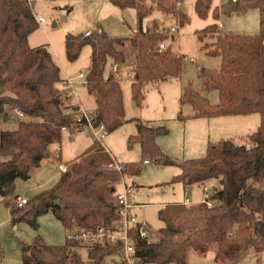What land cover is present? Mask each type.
<instances>
[{"label":"trees","instance_id":"obj_1","mask_svg":"<svg viewBox=\"0 0 264 264\" xmlns=\"http://www.w3.org/2000/svg\"><path fill=\"white\" fill-rule=\"evenodd\" d=\"M111 0L120 9L134 8L138 28L130 37H111L106 32L90 37L69 33L65 39L68 61H76L84 46L90 45L91 65L85 86L94 97L99 123L109 133L125 122L124 96L118 74L107 67L126 65L129 56L122 47L128 42L136 54L131 80L132 99L141 105L146 96L145 85L178 78L183 73L184 55L172 48L160 49L168 40L166 31L145 29L144 19L154 8L164 16H175L183 24L187 15L177 8L179 0ZM213 0H196V12L206 17ZM219 8V7H218ZM218 8L214 10L219 17ZM226 14L259 11L260 30L256 34L219 32L210 25L198 32L210 56H219V69L200 74L203 91L218 93L214 104L189 82L184 86L181 105L191 104L193 117L213 118L228 115L259 114L260 126L244 143L222 138L207 147L205 156L176 162L165 155L157 143L159 136L169 134L165 124L137 122V133L129 144L138 142L144 160L162 159L163 165H178L181 173L171 183L185 186L218 179L221 186L201 203H169L159 209L158 218L164 226L156 240L136 237V250L145 262L154 264H188L190 251L215 252L216 262H239L251 251L264 249V0H239L219 8ZM34 4L23 0H0V119L8 116V108L22 119L15 130L0 129V196L15 193L18 179L30 180L43 160L50 158L51 147L60 144L63 128L75 123L77 107L70 106L69 97L59 87L61 67L46 46L32 48L30 35L39 28ZM166 29V28H165ZM130 71V70H129ZM71 111V113H68ZM179 119H185L182 111ZM54 155L61 159V155ZM115 158L103 143L92 144L76 159L67 163L57 182L27 200L22 207L13 206L14 224L27 222L37 233L32 244L21 242L22 264H120L108 257L116 248L106 245L88 250L84 261L79 244L48 245L40 235L39 217L52 213L65 230L73 225L95 228L117 218L115 184L119 174L109 165ZM132 175L141 173V166L129 163ZM211 192V191H210ZM212 202V206H208ZM4 249L0 243V261Z\"/></svg>","mask_w":264,"mask_h":264},{"label":"rangeland","instance_id":"obj_2","mask_svg":"<svg viewBox=\"0 0 264 264\" xmlns=\"http://www.w3.org/2000/svg\"><path fill=\"white\" fill-rule=\"evenodd\" d=\"M227 2L231 3L230 0H213L207 16L201 17L196 12V0L177 1L178 10L184 11L187 15V19L183 24H180L173 15L169 16L168 19H164L163 13L156 8L144 19L145 29H151L154 32L166 31V34L170 35L168 40L163 41L166 44V49L172 48L185 57L183 73L180 77L159 80L145 85L146 96L141 105H136L132 99L131 80L134 74L132 72L131 77L128 75L129 70L132 71L135 67L136 54L128 42L122 47L131 60L126 65L118 63L120 69L117 77H119L123 90L125 122L117 130L109 133L103 142H98L103 143L118 162L137 163L141 166L140 174L132 175L127 169L124 177L133 187V200L137 204L133 213L139 221L150 226L151 231L155 234L151 237L152 240L157 239V232L164 226V223L158 218V211L165 204L183 203L187 196L192 200V204L199 203L206 198L205 186L209 189V193H212L214 188L220 187L221 184L218 179H210L204 183L195 184L190 190L189 186H185L180 182L171 183L173 177L181 173V168L178 165H163L160 163L161 158L158 161L151 160L150 164H144L140 144L138 142L129 144L128 138L130 135L137 133L138 121L165 124L170 132L168 135L159 136L157 143L162 152L176 162L205 156L208 145L218 142L222 138L216 137L215 131L207 124L209 118L193 117L192 105L189 103L181 105L180 98L184 86L191 82L194 88L208 96L212 103L216 104L219 101L216 91L212 93L203 91V78L200 74L208 69H219L221 58L208 55V49L204 45L213 42L214 37L208 35L204 40H200L198 38L199 31L213 24H217L218 31L223 33L256 34L260 30L259 11L257 9H249L241 14L236 12L226 14L219 8ZM216 8H218V18H215L214 15ZM34 11L37 16L45 17L46 23L39 24V28L30 35V46L32 48L46 46L53 52L61 67V76L74 81L75 93L73 94L68 93V89L63 84L62 89L65 95L72 97L76 94L77 89L78 98L77 96L72 97L73 101L79 104L82 103L86 109L90 110L95 106V100L83 84L85 79L80 78L79 75L81 72L88 74L92 48L90 45L84 46L79 58L74 62H70L65 48L66 36L69 33L85 34L87 31L101 28L111 37H130L138 28L136 10L134 8L122 10L115 6L111 0H36ZM171 27H176L177 31L172 32ZM192 59L196 63H193ZM114 65H108L107 73L114 71ZM199 66L202 68L201 71L198 68ZM61 82L63 83V79ZM180 111L186 117L185 119H179L178 114ZM4 117L0 119V129L2 130H15L22 119L12 108H8L7 120ZM219 117H221L222 129H231L225 135L229 137L225 138L238 134L233 139L239 143H244L247 136L257 130L256 126L258 125L257 122L252 129H247L249 126L245 128L243 122L246 119L252 121L253 118H260L259 114ZM227 119L231 121L225 125L223 121ZM238 128L244 131L236 132ZM245 131L249 134H239ZM93 141L95 140L92 135L84 129L78 131L70 129L69 132H63L62 142L59 145L61 153L57 151V146L51 148L52 153H55L54 155L59 156L58 153L61 155V159L54 155L50 158L47 157L35 170L33 180L18 179L14 195L0 196V243L4 249V258L0 261V264H22L21 242L32 244L37 235L27 222L13 223L11 209L12 206L17 207L16 203L19 197L16 196L30 200L41 191L51 188L62 173L59 164L62 162L68 168L67 163L81 155ZM119 178L115 185L121 188ZM33 183L36 186H33ZM39 223V233L46 244L58 246L66 244V230L52 213L41 215ZM75 250H78L84 261L90 262L86 248L79 245ZM259 253L263 255L264 249L251 251L236 263H217L241 264L251 255H259ZM214 255L215 252L212 250L206 254H199V252L191 250L188 264L210 262L214 259ZM260 257L261 259L258 262L256 261L257 257H254L249 263L264 264V257Z\"/></svg>","mask_w":264,"mask_h":264},{"label":"built area","instance_id":"obj_3","mask_svg":"<svg viewBox=\"0 0 264 264\" xmlns=\"http://www.w3.org/2000/svg\"><path fill=\"white\" fill-rule=\"evenodd\" d=\"M30 4H34L36 0H23ZM232 3H237L239 0H230ZM39 24L46 23V19L43 16H37ZM172 32H176V27H171ZM103 32L101 28L94 29L93 31H87L84 35L87 37L93 35H99ZM160 49L165 50L166 44L160 43ZM196 63L195 60H191ZM199 70L202 68L199 66ZM114 72L119 73L120 66L118 63L114 65ZM130 75V71L128 72ZM86 73L81 72L79 77L84 78L83 84L86 83ZM65 88L68 89V93H75L74 91V81L72 79L63 80ZM70 96V94H68ZM77 110L74 112L75 123L70 127H64L63 132H69L70 129L75 130H87L93 137L94 140L103 142L108 135L106 126L103 123H99L95 107L90 110L86 109L82 103H77L75 105ZM71 113V111H68ZM151 160H144V164H150ZM109 167L119 174V186H115V200L117 203V218L106 225H100L95 228L82 227L73 225L66 228V237L68 241L75 242L86 250H92L96 248H102L106 245L116 248V252L111 254L108 259L109 261L117 260L120 264H154L151 262H145L140 255H138L136 250V237L142 239L152 240L151 237L155 235L150 226L144 222L139 221L137 216L133 213L132 209L135 207L133 202V187L131 183L129 184L127 179L124 177V173L128 169V164L120 163L117 160L109 165ZM59 168L61 172H66L68 170L66 164L60 163ZM206 197H208L209 189L205 188ZM26 198L19 197L17 199V207L23 206L27 203ZM189 202L187 198L186 203ZM208 206H212L211 202H208ZM261 253L251 255L247 260L241 264H251L249 263L254 257H257V262L261 259ZM201 264H219L214 259L210 262H202Z\"/></svg>","mask_w":264,"mask_h":264},{"label":"crops","instance_id":"obj_4","mask_svg":"<svg viewBox=\"0 0 264 264\" xmlns=\"http://www.w3.org/2000/svg\"><path fill=\"white\" fill-rule=\"evenodd\" d=\"M147 3L148 4H150L151 2H150V0H148L147 1ZM168 17L169 16H164V19H168ZM51 51V50H50ZM51 53H52V55H53V58H54V60H55V62L58 64V62L56 61V59H55V57H54V54H53V52L51 51ZM128 61H129V63L131 62V60L130 59H128ZM59 65V64H58ZM60 66V65H59ZM212 69H214V68H212ZM217 69V68H216ZM129 75V74H128ZM132 76V74H131V71H130V77ZM61 78L64 80L65 78L64 77H62L61 76ZM59 87L60 88H63V83L62 82H60L59 83ZM76 89V88H75ZM87 89V88H86ZM76 97L77 96V98H78V93H77V89H76V94L75 95H73L72 97ZM93 99H94V97L92 96V95H90ZM72 97H69L68 99H69V102H70V106H74L75 104H77L75 101H73V99H72ZM95 107V106H94ZM14 112H16L15 110H14ZM16 113H18V112H16ZM19 114V113H18ZM192 114H194V112L192 113ZM20 115V114H19ZM252 116V115H251ZM20 117L22 118V116L20 115ZM257 118V117H256ZM253 118V120L252 121H250V119H246L243 123H244V125H245V128H247L248 126V128L247 129H252L253 128V126H254V124H256L257 122H258V125L256 126V128L258 129V127H259V125H260V118ZM209 121H210V123H209V121H208V125H210V128L212 127V129L215 131V135H216V137H222V138H225V137H229V136H225V135H227L226 133L227 132H229V130L231 131V129L230 128H224V129H222V126H221V117H216V118H209L208 119ZM215 120V121H214ZM229 121H231V120H225V121H223V123L225 124V125H227V124H229L230 122ZM213 125V126H212ZM224 127V126H223ZM256 128H254V129H256ZM228 129V130H227ZM239 131H244V130H240L239 128H238V130L236 131V132H239ZM252 131V130H251ZM243 133H246V135H248L249 134V132H240L239 134H243ZM218 135H220V136H218ZM236 135H238V134H235V136ZM235 136H233V135H231L230 136V138H233V137H235ZM222 138H220V139H222ZM58 147V145L57 144H53L52 145V147L51 148H53V147ZM108 150V149H107ZM109 151V150H108ZM109 153L111 154V156L112 157H114L113 155H112V153L109 151ZM115 158V157H114ZM30 180H33L32 178L30 179ZM29 180V181H30ZM33 186H36V184L35 183H33L32 184ZM194 187V185L193 186H190L189 187V189L191 190L192 188ZM205 188H207V186H205ZM205 188H204V190H205ZM208 189V188H207ZM16 197H20V196H16ZM133 198H134V196H133ZM187 198L189 199V202L188 203H186V200H187ZM205 200V199H204ZM204 200H201L199 203H201V202H203ZM133 202H134V204H135V207L132 209V211L134 212V209L136 208V202L133 200ZM177 203H182V202H177ZM183 203H185V204H187V205H192V200L187 196L186 197V199L185 200H183ZM169 204V203H168ZM197 204V203H196ZM166 205V204H165ZM13 207V206H12Z\"/></svg>","mask_w":264,"mask_h":264},{"label":"water","instance_id":"obj_5","mask_svg":"<svg viewBox=\"0 0 264 264\" xmlns=\"http://www.w3.org/2000/svg\"><path fill=\"white\" fill-rule=\"evenodd\" d=\"M4 119L7 120V117L5 116ZM47 157H48V155H47ZM114 191H115V189H114Z\"/></svg>","mask_w":264,"mask_h":264}]
</instances>
